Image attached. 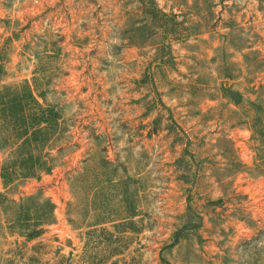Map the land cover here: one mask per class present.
<instances>
[{"label": "rangeland", "instance_id": "rangeland-1", "mask_svg": "<svg viewBox=\"0 0 264 264\" xmlns=\"http://www.w3.org/2000/svg\"><path fill=\"white\" fill-rule=\"evenodd\" d=\"M0 264H264V0H0Z\"/></svg>", "mask_w": 264, "mask_h": 264}]
</instances>
